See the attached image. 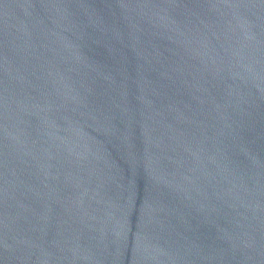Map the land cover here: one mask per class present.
<instances>
[{
    "label": "water",
    "instance_id": "obj_1",
    "mask_svg": "<svg viewBox=\"0 0 264 264\" xmlns=\"http://www.w3.org/2000/svg\"><path fill=\"white\" fill-rule=\"evenodd\" d=\"M0 264H264V0H0Z\"/></svg>",
    "mask_w": 264,
    "mask_h": 264
}]
</instances>
